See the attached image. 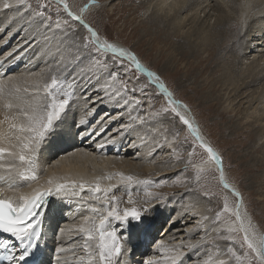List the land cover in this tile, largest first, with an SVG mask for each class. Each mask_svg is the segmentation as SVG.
Instances as JSON below:
<instances>
[{
	"label": "snow or ice",
	"instance_id": "6c2138e0",
	"mask_svg": "<svg viewBox=\"0 0 264 264\" xmlns=\"http://www.w3.org/2000/svg\"><path fill=\"white\" fill-rule=\"evenodd\" d=\"M15 3L25 6L26 14L31 13L29 20L41 26L44 32H58L65 39L73 37L75 43L70 46H74L79 53L71 61L73 67L84 64L85 61L87 64L67 84L68 74L62 68L52 72L50 79L41 76L27 86L19 85L12 77L4 79L7 70L0 72V184L4 185L0 187V234H7L6 238L0 239V261H7L8 264H32V258L40 251L45 208L52 198L74 200L77 211L82 209L88 213L78 226L61 229L62 232H71L73 237L82 238L84 254L76 257L78 264H120L118 258L123 254L125 245L134 237L147 236L152 228L149 213L154 212L156 206L150 205L149 199H155L160 194L146 191L145 197L138 200L133 196V186L150 187L155 184L156 187H161V183L150 179L141 180L138 176L123 171L105 172L91 179L84 176L49 175L45 184L37 183L30 190H23L22 185L39 180V161L44 147L50 142V138L63 131L73 104L74 90L79 85L87 93L85 100L90 101L78 123L75 120L71 122L75 125V133H79L82 139H87V136L81 129L87 131V135L92 136L95 141L111 124L123 120L125 114L128 116V121L113 129L105 143L98 144L97 148L116 143L117 137L122 139L133 127L139 128L168 119L175 125L178 120L186 128V134L182 136L180 130L176 129L171 141L165 136V143L170 150L175 152L177 145L187 146L190 149L187 153L189 163L193 156H200L198 163H191L197 179L214 165L219 184L230 190L235 197L233 205L229 203L227 196H222L223 208L216 211L214 216H206L198 211L191 214L193 218L199 217L196 230L203 229L205 235L215 231V236L208 244L220 251L226 248L228 258L218 260L216 264H233V258L237 264H245V261L247 264H264V233L258 235L256 225L248 213L241 211L242 193L228 182L220 153L204 138L191 116L189 106L174 97L173 91L158 71L145 67L136 52L111 42L88 22L85 14L98 0H87L76 9L68 0H55V13L51 11L53 0H35L34 6L30 0H15ZM3 7L8 9L10 5L4 3ZM240 7L245 9L241 13L243 23L247 12L252 9V0H243ZM81 29L86 34L78 35ZM11 36L12 33H9V37ZM35 40L36 36L32 35L18 44L7 54L4 63L13 58L22 59L35 47ZM129 73L143 74L147 77V83H140L139 75L133 78L128 76ZM123 76L128 78L124 79ZM93 84L96 85L93 92L103 95L93 97L89 93ZM149 86H154L158 95L163 97V102L155 111H151L154 107L151 100L154 97L147 92ZM137 92L141 93L143 99L137 97ZM145 100L149 102L150 110L141 115ZM101 106H111V110L100 117L93 129L88 130V124L96 117ZM113 112L116 114L113 115ZM133 112L136 113L135 116L132 115ZM152 131L157 132L155 129ZM143 142L141 138V144ZM129 147L137 148L138 145L133 141ZM163 147L164 144L158 142L151 155H155ZM197 149L200 150L199 153ZM119 190L127 193L126 201L115 195ZM85 192L88 195H84ZM202 195L211 198L215 194L204 191ZM122 203L125 204L124 207H121ZM187 214L185 212L182 215ZM222 214L225 217L223 221ZM113 222L120 226L119 229L113 226ZM217 222L221 224L220 227H216ZM192 234L194 230H188V235ZM219 241L227 243L222 247ZM205 243L204 237L195 242L188 240L185 243L181 240L170 245L160 240L157 247L161 253H167L163 257L165 264H184L185 259L193 252L197 253L199 261L200 250L205 247ZM237 244L239 248L236 247ZM56 251L64 252L65 249L61 247ZM240 252L242 255L238 254ZM57 264H60L59 259ZM145 264L159 262L151 258ZM201 264H212L211 257Z\"/></svg>",
	"mask_w": 264,
	"mask_h": 264
},
{
	"label": "bare ground",
	"instance_id": "6f19581e",
	"mask_svg": "<svg viewBox=\"0 0 264 264\" xmlns=\"http://www.w3.org/2000/svg\"><path fill=\"white\" fill-rule=\"evenodd\" d=\"M4 3H9L10 7L4 9ZM242 3L243 0H139V6L133 7L132 12L137 13L145 6V12H149L145 22L149 23V27L153 29V38L164 43L163 46H168L167 43L172 45L175 52H173L175 54H173V58L179 55L186 61L185 72H183L186 79L190 78L189 82L195 83L201 78V81H198L199 85L195 88L199 91L204 90L201 94L205 95L208 100L213 99L216 100V103L223 104L224 115H229L230 121L238 117L237 121L245 120V124L253 128L254 131L251 129L253 133L248 131L247 136L253 139L251 146L254 147L259 144L264 145V0H252V9L247 12L243 23H241V13L245 9L240 7ZM30 15L31 13L26 14V9H22V6L16 4L15 1L0 0V65H2L0 72L5 70L7 73L16 72L13 75L7 74L4 79L12 77L19 85L21 79L24 86L40 79L36 74L43 73L44 66L48 69L49 78L51 73L58 68H62L65 72L62 64L54 63L56 62L55 58H63L61 42L56 41L55 33L44 32L41 26L30 21ZM83 32L85 31L81 29V33ZM9 33H12L11 37H9ZM32 35L36 36V40L33 42L35 47L22 59L13 58L12 61L4 63L7 54ZM115 44L122 46L118 43ZM170 54L168 52V56ZM171 58L172 56L169 59L170 63ZM32 68H36L34 71L37 72H31ZM91 89L89 93L92 92ZM210 93H215V95ZM85 95L87 93H83L84 97ZM92 95L96 97L103 93L93 92ZM83 100V107L79 108L78 106L77 110L72 111L75 104L73 103L69 110L74 114L78 113L76 118L73 117L77 123L84 115L83 109L85 110L87 104L90 103L85 98ZM110 110L111 106L99 107L96 117L87 126L88 130L93 129L100 117ZM134 113H132L133 116L136 115ZM74 114L72 115L74 116ZM115 114L113 112V115ZM249 118H251L250 121ZM68 120L71 118L69 117ZM127 121L128 116L125 114L123 120L111 124L107 131L95 141L92 136L87 135V131L84 129L81 131L84 132L87 139H82L79 133H75V125H68V121H65L68 126L64 124L61 134L50 138V142L44 147L39 161V180L22 185L23 190H30V187H35L37 183L45 184L49 175L84 176L91 179L93 176L103 175L105 172L123 171L126 174L134 175L132 172L139 174L144 170H153V165L148 164L152 160L151 153L159 142H157L159 138L152 131L155 129L158 132L157 125H148L144 129L133 127V130L122 139L117 137L116 143L106 144L104 148H97L98 144L105 143L106 137L112 133L113 129ZM96 131H99V128H96ZM141 138H143V144H141ZM169 138L167 137V140ZM133 141L138 145L137 148L129 147ZM167 145L166 143L163 149H166ZM0 187H4V185L0 184ZM84 195H88V193L85 192ZM117 196L122 197V194L117 193ZM173 198L175 197L173 196ZM200 202L195 197L191 203L188 201L182 203L177 199V202L172 205V201H170L168 206L163 208V212L156 213L157 216L152 221V228L147 236L134 237L130 243L125 245L123 254L118 258L120 264H145V261L151 258H154L159 264H165L163 257L167 253H161L157 243L155 246L153 245L150 253L141 254L147 249L145 245L148 243V238L150 241L154 236L158 237V241H165L166 245L178 243L183 238H187L185 239V243H187L188 237L191 239L196 236L195 234H200V236L195 237L191 240L192 242L204 237L205 231L201 232L203 229L196 230V221L199 217L193 218L191 215L194 211L206 215L205 207ZM154 203H150V205H154ZM121 206L125 205L122 203ZM241 211L248 213L244 201ZM185 212L188 214L182 215ZM87 214L82 209L77 211V203L74 200L50 199L45 208L40 251L32 258V264H57V259L60 264H78L76 257L84 254L82 238L73 237L71 232H62L61 229L78 226L82 222L83 216ZM248 215L250 216L249 213ZM162 217L166 219L167 223L163 226L160 219ZM250 218L254 223L251 216ZM188 223L192 225L183 229L185 236L177 237L180 240L176 241V238L172 236L179 230H174V228L180 229ZM220 226L216 225V227ZM119 227L117 226L118 229ZM190 229L194 230V234L191 236L188 235ZM213 233H215L214 230L210 231L207 236ZM6 236L7 234H4L2 239ZM171 238H174L175 241ZM61 247L65 251L57 252L56 249ZM182 251H187V249H182ZM191 258L194 259L192 262L189 261ZM211 259L212 264H216L217 260L222 258L211 257ZM184 264L201 263L193 252L190 257L185 259Z\"/></svg>",
	"mask_w": 264,
	"mask_h": 264
},
{
	"label": "rangeland",
	"instance_id": "374dc122",
	"mask_svg": "<svg viewBox=\"0 0 264 264\" xmlns=\"http://www.w3.org/2000/svg\"><path fill=\"white\" fill-rule=\"evenodd\" d=\"M30 2L34 6L35 0H30ZM68 2L74 9H76L80 5L86 3L87 0H68ZM137 6H139V0H98V3L90 7L89 11L85 15L88 22L92 24L93 27L97 28L101 35H106L113 43H118L123 47L130 48L137 53L138 57L140 58L142 64L145 65V67H148L151 70L158 71L169 89L173 91L174 97L189 106L192 116L193 118L195 117L194 120L195 122H197L196 124H198L204 138L208 142H210L212 146L220 153L228 182L234 185L242 193L246 210L252 217L257 230L259 229L258 231L260 234L264 233V145L259 144L252 147L251 141L253 139L248 138L247 132L251 131L253 133V128L247 126L245 124V120L237 121L238 117H235L233 121H230V119L228 118L229 115H224L225 113L222 109L223 104L221 105L220 103H216V100L213 99L208 100L205 95L201 94L202 92H204V90L199 91L197 88H195L197 85H199L198 81H201V78H199L195 83H190V78L186 79V75L185 73H183L185 72L186 65V61L184 60V58H180L179 55L178 57L175 56V58H173L175 52L172 49V45L170 43H167L168 46H163L164 43L159 42V40H155V38H153V29L149 27V23L146 24L145 22L149 12H145L144 6V8L140 9L137 13H133V7ZM24 8L26 9L25 6H22V9ZM55 10L56 5L55 1L53 0L51 11L55 13ZM53 19H55V15H53ZM84 34H86V32L81 33V30L80 33H78V35ZM55 35L58 38H55L56 41H60L62 44L61 50L63 53V58H55L54 60H56V62L54 63H57L58 61L61 62L57 64H62L61 66L64 67L65 73H68L66 84L71 83L72 76L78 74L80 68L84 67L87 64V61H85L84 64L73 67V64L70 62L73 60L75 55L79 54L76 52L74 46H70L74 45V38L68 37L67 39H65L63 35L58 32L55 33ZM59 38L61 39L59 40ZM168 52L171 53L169 56ZM171 56V63L173 62L172 64L169 62ZM70 58H72V60H69ZM32 69L31 72H37L34 71L36 70V68H34L33 70ZM42 70H44L43 73L40 72L39 74H36L37 77L40 78L41 76H43L44 79H50L48 77V69L46 68V66H44ZM15 73L16 72H11L7 74L13 75ZM135 75H139L140 83H147V77L143 74H128V76H131L133 78L135 77ZM128 76H123L122 78L127 79ZM16 79L19 80L18 78ZM19 81L20 85L24 86L21 79ZM80 83L83 84L82 81ZM95 87L96 85L93 84L92 89L90 88L92 90L91 93H93V89ZM68 90L73 91L72 89ZM147 92L154 97L151 100V103L154 106L151 111H155L163 102V97L158 95V91L154 86H149ZM83 93V88L79 85L78 87L76 86L74 94L72 96L73 103H75L74 107H72L74 108L72 111L77 110L78 106L79 108L83 107ZM210 94L215 95V93ZM136 95L137 97L143 99L140 92H137ZM148 103L149 102L145 100L143 104V111H140L139 109L137 110L140 111L141 115H144L147 111L150 110L148 107ZM72 111H69L70 116L68 115L66 119V121H68V125H71V122L78 115V113L74 114ZM71 112L72 114H74V116L71 114ZM69 117L71 118V120H68ZM248 120L250 121L251 118H249ZM65 125L68 126L67 122H65ZM148 125L149 124H145L143 127H141V129L146 128ZM152 125H157L158 128V134L157 132L154 133V135L159 138L157 139V142L159 141V143H162L164 145L166 144L165 136L170 137L168 141H171L173 139L172 133H174L176 129L180 130L182 136L186 134V128L181 126L178 120L175 122V125H173L171 119L154 123ZM169 129H171L172 131L168 132L167 130ZM160 140L163 142H161ZM189 140H191V137H189ZM189 150L190 149H188L187 146L177 145L176 151L173 152L170 150L169 145H167L166 149L162 148L161 150L156 151L155 155L151 156L152 160L151 162L149 161L150 163L148 165L152 164L154 167L153 170H144L139 174L132 172L141 180L150 179L161 183V187H156L155 184L151 185L150 187H145L144 185L133 186V196L138 200L145 197L146 191L160 194L155 199H149V204L155 202L154 205L156 206L155 211L149 213L152 221H154L159 212H163V208L167 207L170 201H172V205H174V203L177 202V199L182 203H187V201L188 203H191L193 202L194 197L196 199L198 198L201 201L200 203L205 207V214L207 216H214L216 211H220L223 208L222 196H227L229 199V203L234 205L235 198L228 189H224L223 186L219 184L218 173L215 171L214 165L212 166L210 171L202 173L199 179H197L195 170L191 167V163H198L200 160V156H193L191 158V163H189L187 157V153ZM199 151L200 150L197 149L198 153ZM125 157L128 158L129 156ZM157 165H159L158 168ZM185 168L187 169V171H181ZM155 172L157 173L155 174ZM204 191H210L215 195L211 198L205 197L202 195ZM117 193L122 194L123 201L127 200V193L125 191L119 190L115 192V195H117ZM173 196L176 199L173 198ZM172 199L175 200L173 201ZM209 209H211L212 211L209 212ZM160 219L162 226L167 224L164 217ZM221 219L222 221L225 220L223 214ZM232 219H234V217H232ZM115 224L116 223L114 222L113 225L115 227L119 226L118 224ZM188 225L192 224L188 223L180 227V229H178L177 227L174 228V230H179V232H177L172 237L176 238V241H179L180 238L177 239V237L185 236V232L183 231V229H185ZM216 225L221 224L217 222ZM201 232H204V230H202ZM195 235V237L200 236V234ZM214 236L215 233L210 236H204V240L206 243L205 247L200 250V253L203 254L200 256V263L203 261H208L209 257H220L222 259L228 258L226 255V248H224V251H220L214 246L207 243L208 241H211ZM195 237H192L191 239L190 237H188V239L193 240ZM174 238L171 239L174 240ZM185 239L187 238H183L182 240L185 241ZM158 240L159 239L157 236H154V238H152L150 241L148 238V243L145 245L147 249L141 254H144L146 252L150 253L152 251L153 245L155 246ZM219 243L223 247L227 242L219 241ZM236 247L239 248V244H237ZM238 254L242 255V252ZM194 256H197L196 252H194ZM193 260L194 259L192 258L189 259L190 262H192ZM233 264H237L234 258ZM245 264H247V261H245Z\"/></svg>",
	"mask_w": 264,
	"mask_h": 264
}]
</instances>
